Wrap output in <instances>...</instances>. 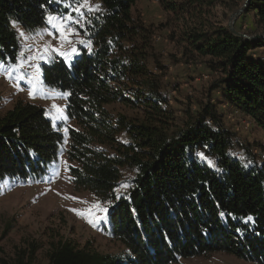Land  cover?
Masks as SVG:
<instances>
[{
  "label": "trees",
  "instance_id": "1",
  "mask_svg": "<svg viewBox=\"0 0 264 264\" xmlns=\"http://www.w3.org/2000/svg\"><path fill=\"white\" fill-rule=\"evenodd\" d=\"M82 1L0 0V64L13 66L20 58L23 45L13 22L33 32ZM99 1L82 30L87 43L41 65L43 83L67 94L63 114L54 119L24 100L0 114V182H42L65 157L74 187L109 204L104 229L127 248L102 254L65 241L49 264H176L216 251L264 264V162L248 165L232 154L235 133L210 123L218 103L202 104L176 127L161 75L148 64L153 32L134 14L138 0ZM157 1L176 13L218 2L239 7L238 0ZM242 14L264 30V0L247 1ZM183 40L192 59L207 58L215 75L209 92H220L221 104L264 131V53H254L264 38L203 23ZM113 102L142 115H114L107 108ZM124 168L134 176L120 194Z\"/></svg>",
  "mask_w": 264,
  "mask_h": 264
},
{
  "label": "rangeland",
  "instance_id": "2",
  "mask_svg": "<svg viewBox=\"0 0 264 264\" xmlns=\"http://www.w3.org/2000/svg\"><path fill=\"white\" fill-rule=\"evenodd\" d=\"M238 2L239 7L235 9H229L218 2L212 9L192 8L176 13L165 11L157 0H138L134 14L153 32L148 64L161 75L162 92L168 105L175 109L174 125L179 127L190 121L202 104L209 101L218 103L217 118L210 123L216 125L218 121L235 133L231 152L250 165L254 161L264 162V131L228 103L221 104L220 92H209L210 81L215 75L206 64L207 58L192 59L183 40L186 32L203 23L205 26L225 25L247 38L264 35V30L256 25L251 16L245 17L242 14L241 9L247 0ZM84 3L85 0L76 4L64 16L71 14L76 17L77 13L73 9ZM87 4L93 11L80 9L84 13V19L79 24L71 25L74 32L68 35L67 41H62L60 33L50 24L33 32H28L21 26L16 27L23 45L22 55L20 53L16 65L0 64V114L7 112L19 100L45 107L54 119L63 114L66 97L43 83L41 65L50 61L54 55H60V52L74 55L81 45L87 43L82 30L85 28L87 15L97 11V5L100 8V1L87 0ZM21 32L24 33L23 36L20 35ZM73 48L75 52L72 51ZM254 53L255 56L263 54L264 47H259ZM30 92L34 94V98ZM107 108L114 115H142L138 109L119 102H113ZM123 139L126 140L124 135ZM247 149H250L249 153ZM61 162L58 172H52L42 182H0V264H49L52 251L65 241L102 254H124L127 251L122 242L111 237L104 229L109 224V204L101 202L90 191L77 190L71 181L66 158L62 156ZM133 176L130 169H123L118 189L120 194L126 193L127 187L122 185H128ZM97 202L107 208L106 213H95L92 217L77 214V211H85ZM97 216L105 218L96 219ZM89 219L93 220L95 227L88 222ZM176 264L258 263L232 253L216 251L181 259Z\"/></svg>",
  "mask_w": 264,
  "mask_h": 264
},
{
  "label": "snow or ice",
  "instance_id": "3",
  "mask_svg": "<svg viewBox=\"0 0 264 264\" xmlns=\"http://www.w3.org/2000/svg\"><path fill=\"white\" fill-rule=\"evenodd\" d=\"M98 7L99 6L97 5L96 6L97 10H98ZM81 8H87L89 12L93 11V8L90 5H88L87 0H85L84 4H81L77 8L73 9L77 13L76 17H73L71 14L67 16H63V17H53V16L48 17V23L60 33V38L62 41H67L68 35L73 34L74 29H72L71 25L79 24L81 20L84 19V13L80 10ZM13 27H17L15 22H13ZM48 34L52 35V33H48ZM20 35L23 36L24 33L21 32ZM81 43H83V41H81ZM53 51H59V50L53 49ZM72 51L75 52V48H73ZM60 55L67 56L69 54L60 52ZM29 94L33 95V98H34V94L32 92H30ZM64 95H67V94H64ZM57 111H61V110L57 109ZM200 156L201 158H204L203 153H201ZM208 163L210 166H214L213 161L209 160ZM122 187H128V185L125 184V185H122ZM117 198H119V196H117ZM73 211H77V210H73ZM106 212H107V208L102 207L101 204L97 202L85 211H77V214L81 216L92 217L95 213H106ZM104 218L105 217L103 216L96 217V219H104ZM251 219L252 217H248V220H251ZM88 222L92 223L94 227L96 226L95 223H93L92 219H89Z\"/></svg>",
  "mask_w": 264,
  "mask_h": 264
},
{
  "label": "water",
  "instance_id": "4",
  "mask_svg": "<svg viewBox=\"0 0 264 264\" xmlns=\"http://www.w3.org/2000/svg\"><path fill=\"white\" fill-rule=\"evenodd\" d=\"M247 1H249V0H247ZM244 8H245V6H244ZM244 8L241 9V11H243ZM230 30H231L233 33L237 34V35H240V36H244V37H246L244 34L238 32V31H236V30H234V29H232V28H230ZM260 37L264 38V35H256V37H254V38H260ZM250 39H251V38H250Z\"/></svg>",
  "mask_w": 264,
  "mask_h": 264
},
{
  "label": "crops",
  "instance_id": "5",
  "mask_svg": "<svg viewBox=\"0 0 264 264\" xmlns=\"http://www.w3.org/2000/svg\"><path fill=\"white\" fill-rule=\"evenodd\" d=\"M229 105V104H228ZM223 106H225V105H223ZM230 106V105H229ZM231 107V106H230ZM224 111H225V109H224ZM243 116L245 117V118H248L249 119V116L248 115H245V114H243ZM250 120V119H249ZM251 121V120H250ZM252 122V121H251Z\"/></svg>",
  "mask_w": 264,
  "mask_h": 264
}]
</instances>
